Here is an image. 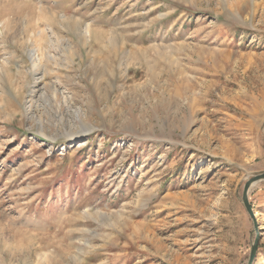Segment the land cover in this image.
Returning a JSON list of instances; mask_svg holds the SVG:
<instances>
[{"label":"rangeland","instance_id":"obj_1","mask_svg":"<svg viewBox=\"0 0 264 264\" xmlns=\"http://www.w3.org/2000/svg\"><path fill=\"white\" fill-rule=\"evenodd\" d=\"M263 172L264 0H0V264H247Z\"/></svg>","mask_w":264,"mask_h":264},{"label":"water","instance_id":"obj_2","mask_svg":"<svg viewBox=\"0 0 264 264\" xmlns=\"http://www.w3.org/2000/svg\"><path fill=\"white\" fill-rule=\"evenodd\" d=\"M264 180V172L258 175L253 176L252 178H250L244 186L243 189V196H242V200H243V204L245 206V209L247 210L248 214L250 215V217L252 218L253 222H254V227L256 230V237L252 243L251 246V252H250V256H249V260L247 264H253L256 253H257V248H258V243H259V233L257 231V221H256V216H255V212L254 209L249 201V191L251 189V187L259 182Z\"/></svg>","mask_w":264,"mask_h":264},{"label":"bare ground","instance_id":"obj_3","mask_svg":"<svg viewBox=\"0 0 264 264\" xmlns=\"http://www.w3.org/2000/svg\"><path fill=\"white\" fill-rule=\"evenodd\" d=\"M87 26H88V25H87ZM86 32H87V33H90V28H89V26L87 27ZM34 54H35V52L32 51V55H34Z\"/></svg>","mask_w":264,"mask_h":264}]
</instances>
